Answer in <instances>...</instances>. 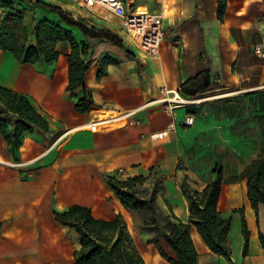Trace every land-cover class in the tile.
Listing matches in <instances>:
<instances>
[{
  "label": "crops",
  "instance_id": "0c3cea01",
  "mask_svg": "<svg viewBox=\"0 0 264 264\" xmlns=\"http://www.w3.org/2000/svg\"><path fill=\"white\" fill-rule=\"evenodd\" d=\"M166 7L169 17L162 24L163 30L166 28L165 37L157 56L147 58V62L141 61L143 67L128 61L123 52L108 43L86 40L73 33L77 43L83 42L90 47L93 64L85 74L84 85L92 92L93 107L102 112L137 111L127 118V125L120 129H109L99 134L78 130L80 126L94 121V114L92 111L87 114L75 113L74 100L65 92L66 56L70 52L67 43L56 45L59 57L50 66L20 65L9 53L0 51V86L25 95L54 133L49 138L39 131L24 136L19 152V163L24 169L11 166L13 161L0 137V160L6 163L0 164V221L6 222L0 238L6 234L12 235L8 241V249L12 253L15 241L19 243L15 252L22 255L25 244L32 243L42 235L41 227L45 221L49 222L66 249V243L59 233L61 227L53 219L51 202L57 210L72 205L90 208L68 198L74 188L71 183L73 179L91 177L103 181L101 175H95L99 169L109 173L131 166L146 171L153 166L159 167L158 163L175 150L174 146L181 135L198 127L193 114L194 125L190 128L178 126L167 142L155 144L149 140V135L162 130L170 119L159 106L151 103L159 97L161 87L178 90L185 80L209 68L211 85L249 91L264 88V57H258L253 52V47L264 39V0H225L221 21L217 19L216 0H166ZM4 15L6 13L0 11V20ZM30 21L25 22L28 29L31 28ZM86 22L91 23L89 19ZM96 22H92L96 28L110 30L101 22ZM104 55L117 61L118 65H107L106 76L97 79L98 61ZM16 65L35 66L39 71L38 80L28 91L20 92L8 82L11 69ZM60 69L63 74L61 78L58 77ZM176 115L179 119L183 117L177 112ZM36 159L39 160L30 163ZM37 162H43L44 166L34 171L29 165ZM183 181L190 184L183 179L181 185ZM192 183L189 187L198 191L205 186H198L196 181ZM107 190L105 188L103 197ZM177 196L178 201L169 202V205L165 202V205L167 209L169 207V215L186 223L187 201L181 188ZM116 208L122 209L119 203ZM217 210L223 218H231L227 232L228 257L212 254L191 228L190 237L197 253V264H264V249L258 240V233L264 235V207L260 205L255 216L246 199L244 181L223 185ZM239 210H242V214L238 213ZM115 214L120 213L116 211L110 217L94 216L111 219ZM242 220L249 233L246 255L242 254ZM165 250L172 257L170 250ZM154 256L160 259L159 264H168L157 252L149 255V264H157ZM62 264L72 262L69 260Z\"/></svg>",
  "mask_w": 264,
  "mask_h": 264
},
{
  "label": "trees",
  "instance_id": "16d2710c",
  "mask_svg": "<svg viewBox=\"0 0 264 264\" xmlns=\"http://www.w3.org/2000/svg\"><path fill=\"white\" fill-rule=\"evenodd\" d=\"M32 15L31 28L25 23L22 9L16 8L10 0H0V11L6 15L0 20V51L9 53L20 65L44 64L50 66L59 57L58 43H67L70 48L67 59V85L65 92L73 99V110L87 114L94 105L92 92L84 85L86 72L93 64L88 44L77 43L73 33L86 40L108 43L124 53L128 61H134L125 50L121 40L108 31L88 25L84 19H75L56 5L38 0H19ZM217 19L222 20L225 0H216ZM44 11H37L36 7ZM107 65L118 62L104 55L98 61L97 79L105 77ZM211 73L207 68L195 77L179 85L178 92L185 99H195L199 94L211 90ZM259 110L264 113V92ZM195 107L188 109L192 113ZM260 117V123H263ZM39 131L47 138L54 135L46 121L32 107L29 99L20 93L0 86V137L7 153L14 163L19 162V152L26 134ZM264 138V127H260ZM208 180L200 190H195L183 181L181 191L187 201L188 219L181 222L174 215H165L156 199L162 190L163 171L150 167L147 175L119 178L116 174L102 173L106 188L119 205L132 218L141 233L151 237L157 254L168 264H197V253L190 237L193 228L207 249L215 255L228 257L227 232L231 218H223L217 210V203L223 185L241 181L245 183L246 199L257 216L258 207H264V144L255 158L245 164L237 175L223 178V169L215 164L207 172ZM169 209V207H168ZM55 223L76 236L78 248L72 252V264H146L120 214L111 219L97 218L90 208L72 205L57 210L51 202ZM242 214V210L238 211ZM0 221V236L6 228ZM243 236L242 254H247L249 233L245 221H241ZM258 240L264 249V235L258 233ZM170 250L172 257L166 253Z\"/></svg>",
  "mask_w": 264,
  "mask_h": 264
},
{
  "label": "rangeland",
  "instance_id": "374dc122",
  "mask_svg": "<svg viewBox=\"0 0 264 264\" xmlns=\"http://www.w3.org/2000/svg\"><path fill=\"white\" fill-rule=\"evenodd\" d=\"M10 1H12L16 8L22 9L25 22H28L32 16L28 8L20 4L19 0ZM38 1L49 5L58 6L57 4H60L67 7L71 6L73 10L72 13H75L77 10L70 1L66 0ZM163 2L164 0H136L133 7H146L149 12L159 14L161 13ZM36 10L39 12L44 11L40 6L36 7ZM88 19L91 22H96L95 18ZM116 22V20H111L109 22L101 20L102 25L112 30L113 32L110 30L108 31L113 34L117 31L115 27ZM165 24L166 22H164V26ZM165 29L166 28L163 30V39L165 37ZM114 35L121 40L125 50L129 51L133 56L134 61L132 62L137 66L143 67L144 65L141 61L147 62L148 59H140L136 53L137 51L129 48L117 34ZM148 58L153 57L148 56ZM245 90L213 84L211 90L199 94L193 99L199 102L198 106L192 110L198 122V127H194L193 131L181 135L180 139L176 142V146H174L175 150L167 155L163 161L158 163V166L164 173V180L162 182V190L159 192L156 201L163 214L169 215L165 202L169 205V202L178 201L177 193L178 189L181 188V181L183 179H186L190 184H193L192 181H196L198 186H202L208 180V170L215 164L222 167L223 178L225 180L230 179L231 176L240 173L243 166L252 156L259 153V150L264 144V138L260 134V127H264V122L260 123V117L264 119V113H261L259 110V101L262 96L258 93H263L264 88L250 91ZM176 112L181 116L184 110L179 109ZM96 120H98V118L94 117V121ZM126 121L128 122V119H126ZM106 128L108 129L110 127ZM107 131L108 130L104 132ZM10 164H16L15 167L24 169L19 162H11ZM42 166H44L43 162L29 165L34 171ZM101 173H103L102 169L95 171L96 176H100ZM109 173L116 174L119 178H126L139 174L143 176L147 175V171L145 169H139L138 166H131ZM102 204L107 208H111V212L109 211L110 209H107V213L102 211L95 216L110 217L117 211L125 221L127 230L133 238L139 253L142 252L149 256L156 252L154 246L149 244L151 242V237L141 233L132 218L122 209L116 208L118 203L108 190L104 194ZM126 218H129L128 223ZM59 233L61 239L66 243L69 258H71L72 252L78 248L76 236L73 232L63 228H59ZM18 247L19 243L14 241L12 249L16 251Z\"/></svg>",
  "mask_w": 264,
  "mask_h": 264
},
{
  "label": "bare ground",
  "instance_id": "6f19581e",
  "mask_svg": "<svg viewBox=\"0 0 264 264\" xmlns=\"http://www.w3.org/2000/svg\"><path fill=\"white\" fill-rule=\"evenodd\" d=\"M138 13H145L144 9H139ZM169 11L166 7V0H164V5L162 12L160 13L161 20L168 19ZM136 34V31H133ZM140 37V33L138 34ZM130 41V40H129ZM131 47H135L134 44L130 41ZM132 50H135L132 48ZM138 57L141 59H147L148 55L145 54L142 50L136 52ZM61 67V63L58 65ZM63 76L62 70L60 69L58 77ZM39 78V71L35 66H19L16 65L12 67L11 73L8 76L9 84L19 90L28 91L32 84L36 82ZM249 91V90H245ZM94 117L98 118L96 121H92L88 124L80 126L78 130L87 131L89 133H100L106 130H116L123 128L127 125L126 119L134 114L136 109L131 110L127 113L121 114L114 111H99L97 108H91ZM79 118H74L77 120ZM103 127V128H101ZM110 127V128H106ZM39 159L31 161L30 163L36 162ZM0 164L5 165L6 163L0 160ZM74 188L72 192L68 195V198L74 202L85 204L90 207L93 215L101 213L102 211H107V208L102 205L103 193L105 192V184L101 180H96L91 177H77L71 181ZM110 209V208H108ZM127 223L129 218H126ZM42 235L39 238H36L32 243H26L24 250L21 254L12 253L8 249L9 237L12 235L6 234L4 237L0 238V264H62L65 261H71L67 249H65L62 244L59 236L55 231L49 226V222H43ZM7 239V240H6ZM145 263L149 264L150 257L147 254L140 252ZM155 263L159 264L160 259L158 256H154Z\"/></svg>",
  "mask_w": 264,
  "mask_h": 264
},
{
  "label": "built area",
  "instance_id": "2783aa9c",
  "mask_svg": "<svg viewBox=\"0 0 264 264\" xmlns=\"http://www.w3.org/2000/svg\"><path fill=\"white\" fill-rule=\"evenodd\" d=\"M70 1L75 7L76 12L72 13L71 6H62L67 9L75 19L95 18L96 21L109 22L116 20V34L122 38L129 48H134L137 51H143L151 57H156L159 46L163 40V21L159 14H153L146 7H133L136 0H66ZM139 9H144L145 13H138ZM162 12V8H161ZM88 25L94 26L91 22ZM136 31V34L133 33ZM140 33V37L138 34ZM135 47H131L130 41ZM264 39H261L258 44L253 47V52L258 57L263 58ZM151 103L159 106L166 115L170 118L165 127L155 133L149 135V140L152 143L160 144L167 142L170 135L175 132L178 126L190 128L194 125V115L188 112V109L198 106L199 102L193 99L183 98L178 90L161 87L159 89V97ZM183 109L182 119L177 118L176 111ZM15 167L16 164H11Z\"/></svg>",
  "mask_w": 264,
  "mask_h": 264
}]
</instances>
